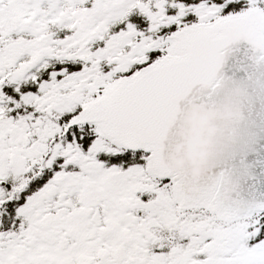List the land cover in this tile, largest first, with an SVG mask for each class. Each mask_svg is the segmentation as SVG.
Masks as SVG:
<instances>
[{"label": "snow or ice", "instance_id": "1", "mask_svg": "<svg viewBox=\"0 0 264 264\" xmlns=\"http://www.w3.org/2000/svg\"><path fill=\"white\" fill-rule=\"evenodd\" d=\"M249 66L264 0H0V264H264Z\"/></svg>", "mask_w": 264, "mask_h": 264}, {"label": "water", "instance_id": "2", "mask_svg": "<svg viewBox=\"0 0 264 264\" xmlns=\"http://www.w3.org/2000/svg\"><path fill=\"white\" fill-rule=\"evenodd\" d=\"M248 71L253 75L249 79L234 68H229V74L234 79V84L230 85L234 89V109L241 130L250 122H254L258 130H264V91L260 84L255 83V77L259 73H252L250 66ZM250 190L254 195L264 196V184L260 182Z\"/></svg>", "mask_w": 264, "mask_h": 264}]
</instances>
